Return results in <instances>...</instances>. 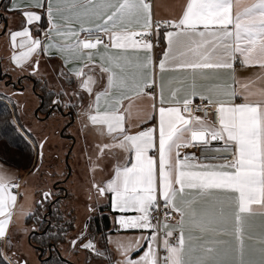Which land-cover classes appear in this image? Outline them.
Instances as JSON below:
<instances>
[{"label":"snow or ice","instance_id":"6c2138e0","mask_svg":"<svg viewBox=\"0 0 264 264\" xmlns=\"http://www.w3.org/2000/svg\"><path fill=\"white\" fill-rule=\"evenodd\" d=\"M10 3L21 26L5 25L0 35L12 62L33 72L38 53L73 63L64 73L71 91L59 95L88 99L85 127L107 140L97 145V160L117 150L129 156L94 187L119 214L117 230L139 235L104 237L114 259L94 239L84 242L85 233L71 246L108 256V264H264V231L246 228L249 216L264 215V0H185L165 20L154 19L151 0ZM34 26L43 38L33 36ZM238 66L258 71L241 77ZM166 73L178 75L166 80ZM211 148L230 156L212 162L190 151ZM13 178L0 165V264H13L3 250L5 242L11 248Z\"/></svg>","mask_w":264,"mask_h":264},{"label":"rangeland","instance_id":"374dc122","mask_svg":"<svg viewBox=\"0 0 264 264\" xmlns=\"http://www.w3.org/2000/svg\"><path fill=\"white\" fill-rule=\"evenodd\" d=\"M7 16L8 29L14 31L18 20L14 16L8 14ZM3 26L5 25L0 24V28ZM12 54L13 49L9 45L7 35H0V68L8 78L11 77L14 82H21L20 88H15L7 84L8 82L0 80V93L9 97V101L18 112L20 124L35 145L43 144V148L38 165L35 162L32 171L21 174L25 180L24 188L18 194V203L9 209L12 218L9 229L11 245L17 246L16 254L19 253L18 257L24 258L27 264H41L40 252L30 243V235L37 229L28 224L27 218L29 213L34 212L37 204L43 201L42 193H51L48 199H53L63 190L60 209L74 218V229L68 233L67 241L60 246L62 258L71 264H108V256L99 257L82 247L73 248L70 244L74 238L85 233L89 218L101 205L108 202V199L98 196L94 187V184L102 183L97 177L98 163L88 161L87 157L84 136L89 130L85 127L87 119L83 114V109L87 106L84 101L81 103L79 99L70 98L67 94L59 95L70 92L71 86L58 61L52 62L47 58L34 56L33 60H39V68L33 72L31 67L16 66L11 60ZM47 90L55 91L57 98L54 100L59 101L57 110L50 114L49 111L40 110L43 94ZM73 108L76 111L75 116L70 111ZM106 160L111 164L110 156L100 161ZM113 232L109 234V240H128L136 236L133 232H118L114 224ZM89 239H94L96 248L101 250L99 236L86 235L84 242ZM108 245L112 250L111 258H116L114 245L112 243ZM4 248L6 249V244ZM11 257L15 258L13 255Z\"/></svg>","mask_w":264,"mask_h":264},{"label":"trees","instance_id":"16d2710c","mask_svg":"<svg viewBox=\"0 0 264 264\" xmlns=\"http://www.w3.org/2000/svg\"><path fill=\"white\" fill-rule=\"evenodd\" d=\"M9 3L10 0H5L2 11H7L6 8ZM41 27H47L46 21L41 22ZM37 35H41L42 37V34L38 33L34 26L33 36ZM39 83L40 82L38 81L37 84ZM56 98L55 91L47 90L43 94V100L41 101L42 106L40 110L48 112L53 105V100ZM70 111L71 114L75 116V109L73 108ZM33 144L35 145V143L30 138V135L24 130L19 122L18 112L14 104L9 101L8 96L0 93V163L20 172L32 171L34 169L35 162H37V157L39 154V152L36 150L37 146L35 145V149ZM62 194L63 190H61V192L56 195L55 198L60 199L52 206V214L48 217V220L44 219V215L49 212L50 204L55 198L39 202V206L37 204L36 209L33 213H31V217L28 216L27 218L28 224L32 225V227L37 229L39 232H43L46 229L48 221L52 222V227L48 228L49 230L46 234L32 235L31 237V245L44 249L43 259L40 260L41 264H44L45 261L49 260H45L44 258L49 256V245L53 244L54 250H52V257L49 261V264H58V262L61 261L56 249H58L60 252L61 244H64L67 241L68 233L74 229V218L70 214L63 212L60 209ZM108 204L109 202L101 205L99 210L89 218V222L85 230V236H99L102 243L101 250L103 251L107 248L110 252L109 245L106 243L104 237H108L109 234L113 232L112 215L114 214L111 211V208L107 206ZM57 225L59 227H57ZM60 228H63L64 232L61 233V237L53 240L52 236L54 232L59 231ZM18 241L19 240H17V242ZM3 250L5 253L8 252L9 256L6 255L7 258H10V256L13 255L15 258H11L15 262L17 260L24 261V258L18 257L20 255L19 253L16 254L18 250L15 244H12L10 249L6 245V249L4 248ZM37 251L39 252V250ZM14 261L13 264H15ZM67 264L70 263L67 262Z\"/></svg>","mask_w":264,"mask_h":264},{"label":"crops","instance_id":"0c3cea01","mask_svg":"<svg viewBox=\"0 0 264 264\" xmlns=\"http://www.w3.org/2000/svg\"><path fill=\"white\" fill-rule=\"evenodd\" d=\"M151 3H152V6H153L152 11H153V14H154V19L165 20V19H172V18H175L176 16H178L181 13V9H182V7L185 4V0H151ZM12 6H13V4L9 3V5L6 8L7 11L4 12L1 9L0 12H4V14H5L7 19H8V16H7V14H8L10 16H14L18 20V24H17L16 28L14 29V31H15V30H18L20 28L21 20H20V16H19L18 13H14V12L9 10V9L12 8ZM8 25H9V23H8ZM85 26L88 27L89 25H85ZM41 38H43V37H41ZM164 47H165L164 43L161 42L159 47H156V48L153 49L154 54H155L157 59H159L161 57V53L164 50ZM101 51H103V49H101ZM34 56H40V57H43V58H49L48 55H40L39 53L34 55ZM50 61H52V62L53 61H55V62L58 61L63 73H65L68 68H72L73 67V63H71V62L67 63L65 65H62V61L59 58L53 59V60H50ZM256 71H258V69L254 68V67H250V68L244 69V68H239V66H238V75L241 76V77H249ZM174 75H178V74L177 73H166L165 74V79L167 80L168 77L174 76ZM159 81H160V76H159V73H157V83L158 84H159ZM201 83H204V82L201 81ZM175 86L176 85H173V87H175ZM84 102H85V106H87V104L89 103L87 98H85ZM88 130H89V133L84 136L85 146L87 148L86 152H87V155H88L87 156L88 157V161H92L93 160V162H96V164L98 163V166H96V168H98L97 169V171H98L97 177L99 179H101L102 180L101 182L103 183V182H105V181H107V180H109L110 178L113 177L114 168L117 165L123 166V165H125L128 162L129 156H128V153L117 150L115 152V154H113V153H105V155H104L105 158L107 156L111 157V159H112V162H110L111 164H109V162H107V160L104 161V162H101L100 160H97V152H98L97 145H100L102 143H106L107 140L99 137L96 134L94 129L88 128ZM34 148L36 149L35 145H34ZM36 150L38 151V149H36ZM38 162H39V154H38L37 162H36L37 165H38ZM0 165H2L5 168V170L13 169V168L5 166L2 163H0ZM91 169H92V167H91ZM10 172L14 174V178L11 180L10 183L16 182L18 178H22V184H21V187H20L19 191H15L12 187H10L12 193H14L16 195V201L14 203V207H15V205L18 203V194L20 193V191L23 190L24 185H25V182H24L25 180H24V178L21 175L24 172H20V171H17V170L10 171ZM108 202H109V200H108ZM6 211H9V209H7ZM113 214L114 215H112V221H113V224H114L115 228L117 229L118 226L116 224V219L115 218L119 214L115 213V212H113ZM11 224H12V218H10V223H9L8 229H7L9 239L11 238L10 237L11 234H10V231H9ZM230 227H231V225H230ZM246 228H247L248 231H251V232H254V233H257V234L260 233L261 231H264V215H260V214L257 213V214L249 216L248 219H247ZM118 232H121V231H118ZM114 233L115 232H113V234ZM129 233H131V232H129ZM133 233H135L136 236L139 235L137 232H133ZM5 244H6V242H5ZM5 244H4V246H5ZM110 252L112 253L111 249H110ZM6 255L9 256L8 252L6 253ZM10 258H11V256H10Z\"/></svg>","mask_w":264,"mask_h":264},{"label":"water","instance_id":"95a60500","mask_svg":"<svg viewBox=\"0 0 264 264\" xmlns=\"http://www.w3.org/2000/svg\"><path fill=\"white\" fill-rule=\"evenodd\" d=\"M4 2H5V0H1V1H0V10L2 9V6H3ZM0 24H4V25H6L7 28H8V19L6 18V16H5L4 13H0ZM2 75H3V72H2V69L0 68V80H1V81L4 80V77H3ZM7 84H8V83H7ZM17 84H20V81L17 82ZM12 86L15 87V86H16L15 83H12ZM42 100H43V97H42ZM54 108H58V106L54 105V106L49 110V114L54 110ZM70 115H71V114H70ZM71 116H72V115H71ZM72 142H73V144H74V143H75V140L73 139ZM58 200H59V198H57V199H55V200H53V201L51 202L49 212H48L47 214L44 215V219H45V217L47 218V219H45V220H48V217L52 214V206H53ZM48 228H49V224L47 225L46 229H48ZM46 233H47V232H46L45 230H44L43 232L34 231V232L31 233L30 238L32 237V235H43V234H46ZM36 249L39 250V252H40V257H39V259L42 260V259H43V256H44V249L41 248V247H36ZM52 250H54V247H49V256H50V254H51V257H52ZM57 250H58V249H56V252H57ZM57 254L59 255L60 258H62V256H61L59 250H58V253H57ZM49 256H48V258H45V260L49 259ZM62 259H63V258H62ZM63 260H64V259H63ZM64 261L68 262L67 260H64ZM68 263H70V262H68ZM70 264H71V263H70Z\"/></svg>","mask_w":264,"mask_h":264},{"label":"built area","instance_id":"2783aa9c","mask_svg":"<svg viewBox=\"0 0 264 264\" xmlns=\"http://www.w3.org/2000/svg\"><path fill=\"white\" fill-rule=\"evenodd\" d=\"M94 39V37H91ZM156 48V47H155ZM210 118L215 119L214 116L210 113ZM190 151H194L201 160H211L212 162H215L217 159H222L224 157L230 156L229 152L224 151H217L215 148H211L209 150L201 151L199 149H192ZM22 184V178H18L16 182L10 183V187L12 185H18V187H12L15 191H19Z\"/></svg>","mask_w":264,"mask_h":264},{"label":"flooded vegetation","instance_id":"af4514ba","mask_svg":"<svg viewBox=\"0 0 264 264\" xmlns=\"http://www.w3.org/2000/svg\"><path fill=\"white\" fill-rule=\"evenodd\" d=\"M2 76L4 77V80H3L4 82H8V84H10V85H12V83H15V85H16L15 88H20V84H21V82H20V84H17V82H14L13 79H12L11 77L8 78V75H7V74H3ZM55 101H56V100L53 101V105L51 106V108H52L54 105H56V106L59 107V105L54 104ZM51 108H50V109H51ZM54 110H57V108H54ZM54 110H53V111H54ZM59 199H60V198H59Z\"/></svg>","mask_w":264,"mask_h":264}]
</instances>
